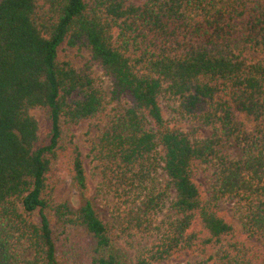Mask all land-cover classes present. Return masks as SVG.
I'll list each match as a JSON object with an SVG mask.
<instances>
[{"label":"trees","instance_id":"obj_1","mask_svg":"<svg viewBox=\"0 0 264 264\" xmlns=\"http://www.w3.org/2000/svg\"><path fill=\"white\" fill-rule=\"evenodd\" d=\"M64 43L89 53L81 69ZM115 101L93 154L119 235L150 241L137 255L98 213L72 130ZM58 173L76 205L56 201ZM222 201L264 238V0H0V264H263Z\"/></svg>","mask_w":264,"mask_h":264},{"label":"rangeland","instance_id":"obj_2","mask_svg":"<svg viewBox=\"0 0 264 264\" xmlns=\"http://www.w3.org/2000/svg\"><path fill=\"white\" fill-rule=\"evenodd\" d=\"M60 60L68 59L72 62L75 68L81 69L85 62L89 58V53L81 48H71L67 43H64L60 48ZM258 56H254L257 58ZM93 76L103 86L104 90L109 94L111 90L110 81L103 75L99 69H94ZM125 106L124 102L115 101L110 104L108 112L91 121H86L78 126H74V131L77 142L81 145L84 156L86 167L89 174L90 186H91V197L93 203L100 214L101 218L113 229L116 241L128 248L137 255L138 252L146 247H150V241L139 240L137 238L130 241L131 244L127 243V240L119 235V222L116 218L117 214L114 209V199L104 187H102L101 177L98 170V164L94 159L93 148L98 144L99 139L106 131L107 127L111 122L113 112L118 107ZM179 103L172 100L163 101V109L166 117L173 121H179L181 125H185V130L192 132L194 130L193 125L189 120L184 121L178 113ZM49 111L44 109H35L32 111V115L37 119L40 125V143H43L47 139L49 131ZM202 138H209L213 135V131L210 129H203L200 132ZM230 152L233 156L239 157L240 150L237 144H230ZM200 184L204 187L208 196L211 193L212 180L210 177H201L199 180ZM55 199L58 202L69 201L71 204L76 205L79 202L77 194L71 186V179L66 173H58L55 180ZM221 213H223L232 223L235 225L237 234L240 238L246 239L249 244L260 254L264 262V238L251 237L247 235L243 228L244 215L240 209L230 201H222L219 204ZM194 258H185L183 260H170L162 264H191L194 263ZM264 264V263H263Z\"/></svg>","mask_w":264,"mask_h":264}]
</instances>
